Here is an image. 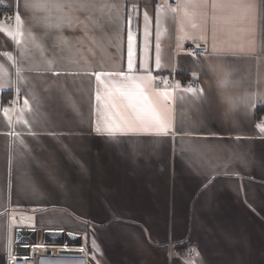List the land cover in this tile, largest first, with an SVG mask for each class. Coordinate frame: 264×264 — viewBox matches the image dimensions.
Returning a JSON list of instances; mask_svg holds the SVG:
<instances>
[{"label": "crops", "instance_id": "1", "mask_svg": "<svg viewBox=\"0 0 264 264\" xmlns=\"http://www.w3.org/2000/svg\"><path fill=\"white\" fill-rule=\"evenodd\" d=\"M170 1L0 0V264H264V0Z\"/></svg>", "mask_w": 264, "mask_h": 264}, {"label": "built area", "instance_id": "2", "mask_svg": "<svg viewBox=\"0 0 264 264\" xmlns=\"http://www.w3.org/2000/svg\"><path fill=\"white\" fill-rule=\"evenodd\" d=\"M170 4L176 5L177 0H171ZM3 19L8 22H14L15 17L11 14H3ZM188 50L194 55H201L207 52L206 46H191ZM175 78L172 75H160L157 77L158 85H174ZM195 81H187L184 86L194 88L197 86ZM21 95L15 94L12 98L5 100V106L9 109H16L21 101ZM258 124L264 126V112L258 118ZM78 243V242H77ZM25 252L14 254L8 257L10 264H87V257L80 254H66L59 252L56 247L47 244L34 243L26 244ZM20 247L21 244H16ZM80 245V243H78ZM181 254L186 257H195L197 249L193 244H189L183 248ZM52 259L53 261H45Z\"/></svg>", "mask_w": 264, "mask_h": 264}, {"label": "water", "instance_id": "3", "mask_svg": "<svg viewBox=\"0 0 264 264\" xmlns=\"http://www.w3.org/2000/svg\"><path fill=\"white\" fill-rule=\"evenodd\" d=\"M46 231V230H45ZM62 231V230H60ZM62 233V232H61ZM59 233V234H61ZM73 232L70 231H66L65 235H72ZM24 234H32V237H24ZM49 230H47L46 232H43V241L45 243H49L48 242V236L49 235ZM74 234V233H73ZM35 235H36V230L32 229V228H19L18 229V235L16 236V244H22V243H26V244H34L35 243ZM45 237V238H44Z\"/></svg>", "mask_w": 264, "mask_h": 264}, {"label": "snow or ice", "instance_id": "4", "mask_svg": "<svg viewBox=\"0 0 264 264\" xmlns=\"http://www.w3.org/2000/svg\"><path fill=\"white\" fill-rule=\"evenodd\" d=\"M117 90L120 92L121 96L128 98L130 102H135L140 99L141 94L137 93L136 91H133L132 86H122ZM189 91H191V89H189ZM161 130H164L163 127L161 128Z\"/></svg>", "mask_w": 264, "mask_h": 264}, {"label": "trees", "instance_id": "5", "mask_svg": "<svg viewBox=\"0 0 264 264\" xmlns=\"http://www.w3.org/2000/svg\"><path fill=\"white\" fill-rule=\"evenodd\" d=\"M258 111H259L258 112L259 113L258 116H260L264 112V108L263 109H258Z\"/></svg>", "mask_w": 264, "mask_h": 264}, {"label": "clouds", "instance_id": "6", "mask_svg": "<svg viewBox=\"0 0 264 264\" xmlns=\"http://www.w3.org/2000/svg\"><path fill=\"white\" fill-rule=\"evenodd\" d=\"M45 261L47 262V261H53V260L52 259H49V260H45Z\"/></svg>", "mask_w": 264, "mask_h": 264}]
</instances>
